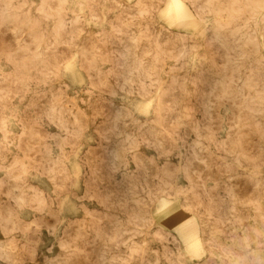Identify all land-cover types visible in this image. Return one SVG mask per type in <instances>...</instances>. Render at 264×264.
Segmentation results:
<instances>
[{"label":"rangeland","instance_id":"rangeland-1","mask_svg":"<svg viewBox=\"0 0 264 264\" xmlns=\"http://www.w3.org/2000/svg\"><path fill=\"white\" fill-rule=\"evenodd\" d=\"M166 1L0 0V264H264V0Z\"/></svg>","mask_w":264,"mask_h":264},{"label":"bare ground","instance_id":"bare-ground-1","mask_svg":"<svg viewBox=\"0 0 264 264\" xmlns=\"http://www.w3.org/2000/svg\"><path fill=\"white\" fill-rule=\"evenodd\" d=\"M161 14H163V16L166 18V20H168L175 27L176 26H183L184 27L185 25H193V24H195V26H196V25L200 24V23L196 22V19L194 18L192 12L180 0H167L164 8L162 9V13H160L159 15H161ZM202 25H201V27H202ZM193 27H194V25H193ZM193 27H192V29H193ZM184 28L187 29L188 27L186 28V26H185ZM171 216H172L171 218L174 219L175 221L178 220L177 218L179 217V215L177 213L173 212ZM177 232L181 236V239L185 245L186 251L192 255H198L200 252V250L198 248V241L195 239L194 234L190 231L188 226L183 225L181 227H178Z\"/></svg>","mask_w":264,"mask_h":264}]
</instances>
